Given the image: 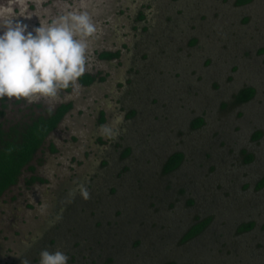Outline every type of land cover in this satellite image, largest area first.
<instances>
[{"label":"rangeland","instance_id":"1","mask_svg":"<svg viewBox=\"0 0 264 264\" xmlns=\"http://www.w3.org/2000/svg\"><path fill=\"white\" fill-rule=\"evenodd\" d=\"M83 11L97 79L55 98H0L3 128L71 102L2 194L0 261L39 264L48 249L68 264H264V0H0V20L28 31ZM243 85L255 96L232 104ZM174 151L184 160L161 173Z\"/></svg>","mask_w":264,"mask_h":264},{"label":"clouds","instance_id":"2","mask_svg":"<svg viewBox=\"0 0 264 264\" xmlns=\"http://www.w3.org/2000/svg\"><path fill=\"white\" fill-rule=\"evenodd\" d=\"M97 32L87 11L69 12L28 31L12 16L0 20V98H55L86 70L88 40ZM22 264H29L23 260ZM39 264H68L60 250L43 249Z\"/></svg>","mask_w":264,"mask_h":264},{"label":"trees","instance_id":"3","mask_svg":"<svg viewBox=\"0 0 264 264\" xmlns=\"http://www.w3.org/2000/svg\"><path fill=\"white\" fill-rule=\"evenodd\" d=\"M250 0H234L236 5H243ZM141 13L138 18H143ZM117 52H102L100 57L110 58L116 56ZM92 80V76L84 73L79 81L82 84H87ZM68 88L64 89L67 90ZM255 92L251 86L243 85L233 95L232 104L237 105L249 101ZM70 102L60 103L52 110H44V114H38L29 119L28 122L13 123L3 128L0 123V195L10 186H12L20 175L22 168L32 170L33 166L29 161L34 156L35 152L43 143L45 137L52 131L63 114L70 108ZM1 113V112H0ZM132 113V112H131ZM130 113V114H131ZM203 123L201 116L195 117L189 123L191 129L199 127ZM260 136L258 131L254 132L253 138ZM54 148L50 145V150ZM129 148H125L121 153L124 157L129 153ZM251 155H246L244 161H249ZM184 160V154L181 151L169 153L163 160L161 165V173L166 174L176 169ZM32 180H41L39 177L32 176L27 182ZM264 185V175L257 181L256 187L260 188ZM192 199H188L187 203L191 204ZM209 218L196 219L190 226L187 227L182 235V240L187 241L190 238L199 234L208 224ZM253 226V221L242 222L239 225V231H247ZM165 264H172L167 262Z\"/></svg>","mask_w":264,"mask_h":264},{"label":"flooded vegetation","instance_id":"4","mask_svg":"<svg viewBox=\"0 0 264 264\" xmlns=\"http://www.w3.org/2000/svg\"><path fill=\"white\" fill-rule=\"evenodd\" d=\"M246 4H247V3H246ZM243 5H244V4H243ZM142 14H143V13H142ZM143 18H144V17H143ZM143 18H142V19H143ZM142 19L138 18V16H137V20H140V21H141ZM102 52H117V53H118V51H107V50H102L101 52H98V54H97V55H98V58H100V59L109 60L110 58H115L116 56H118V54H117L116 56H114V57H110L109 59H108V58H102V57H100V54H101ZM84 73L89 74L90 76H92V80H91L89 83H87V84H82V83L78 80L79 83H80L81 85H88V84L94 82L95 79H97L96 76H94V75H92V74H90V73H87V72H84ZM68 88H69V87H68ZM67 90H68V89H67ZM67 90H64V91L68 92ZM254 96H255V93L253 94V97H254ZM253 97H252V98H253ZM65 103H67V102H65ZM70 104H71V102H70ZM55 107H56V106H55ZM55 107H54V108H55ZM70 108H71V105H70ZM70 108H69L66 112H68V111L70 110ZM66 112H65V113H66ZM65 113L63 114V116L65 115ZM99 115H100V116H99V117H100V120L102 121V120L104 119V118H103V112H100ZM63 116H62V117H63ZM62 117H61V119H62ZM61 119H60V120H61ZM60 120H59V121H60ZM57 124H58V123H57ZM56 126H57V125H56ZM50 132H51V131H50ZM50 132H49V133H50ZM99 138H100V137H99ZM99 138H98V139H99ZM20 174H21V173H20ZM40 179H41V178H40ZM17 180H18V178H17ZM41 180H42V179H41ZM41 180H37V181L41 182ZM34 181H36V180H34ZM16 182H17V181H16ZM16 182H15V183H16ZM15 183H14V184H15ZM14 184H13V185H14ZM8 188H9V187H8ZM2 194H3V193H2ZM2 194L0 195V199H1V198L3 199V195H2ZM22 195H23V194H22ZM83 195H84V194H83ZM85 197H86V196H85ZM2 202H3V201H2ZM26 208H27L28 210L31 211V209H32L33 207H32V205L27 204V205H26ZM24 209H25V208H24ZM33 209H34V208H33ZM70 212H71V211H66V214H67V215L69 214L70 217L73 218V216H72V214H71ZM36 213H37V217H38V212L36 211ZM16 234H17V233H16ZM3 241H4V240H3ZM2 250H3V249H2V242L0 241V260H1V256H2L1 254H2V252H3ZM0 264H20V263H19V261H17L16 259L12 258L11 260L8 259V260L0 261Z\"/></svg>","mask_w":264,"mask_h":264},{"label":"crops","instance_id":"5","mask_svg":"<svg viewBox=\"0 0 264 264\" xmlns=\"http://www.w3.org/2000/svg\"><path fill=\"white\" fill-rule=\"evenodd\" d=\"M255 93V92H254Z\"/></svg>","mask_w":264,"mask_h":264}]
</instances>
